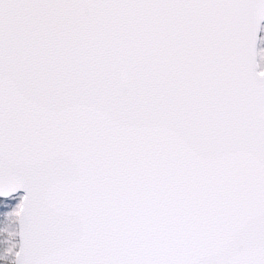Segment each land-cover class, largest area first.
Segmentation results:
<instances>
[{
  "label": "snow or ice",
  "instance_id": "obj_1",
  "mask_svg": "<svg viewBox=\"0 0 264 264\" xmlns=\"http://www.w3.org/2000/svg\"><path fill=\"white\" fill-rule=\"evenodd\" d=\"M0 264H264V0H0Z\"/></svg>",
  "mask_w": 264,
  "mask_h": 264
}]
</instances>
